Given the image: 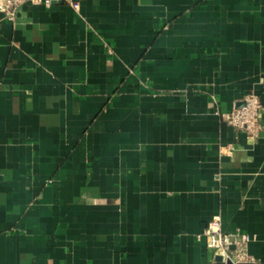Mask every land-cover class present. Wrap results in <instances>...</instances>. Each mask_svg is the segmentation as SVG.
Returning <instances> with one entry per match:
<instances>
[{
  "label": "crops",
  "instance_id": "0c3cea01",
  "mask_svg": "<svg viewBox=\"0 0 264 264\" xmlns=\"http://www.w3.org/2000/svg\"><path fill=\"white\" fill-rule=\"evenodd\" d=\"M74 2L0 11V264H264V0Z\"/></svg>",
  "mask_w": 264,
  "mask_h": 264
},
{
  "label": "built area",
  "instance_id": "2783aa9c",
  "mask_svg": "<svg viewBox=\"0 0 264 264\" xmlns=\"http://www.w3.org/2000/svg\"><path fill=\"white\" fill-rule=\"evenodd\" d=\"M27 1L45 7L65 1L77 6L73 0H0V11L5 13L8 20L15 21L19 8ZM262 111L260 97L251 92L244 97L241 106L222 114V117L249 139L256 140L263 130ZM198 237L205 239L206 247L212 252L211 260L207 264H252L248 253L250 234L240 229L234 233H225L219 217L213 218ZM218 257L220 261L217 260Z\"/></svg>",
  "mask_w": 264,
  "mask_h": 264
},
{
  "label": "water",
  "instance_id": "95a60500",
  "mask_svg": "<svg viewBox=\"0 0 264 264\" xmlns=\"http://www.w3.org/2000/svg\"><path fill=\"white\" fill-rule=\"evenodd\" d=\"M73 1H77V0H73ZM217 260L220 261V258L218 257Z\"/></svg>",
  "mask_w": 264,
  "mask_h": 264
}]
</instances>
